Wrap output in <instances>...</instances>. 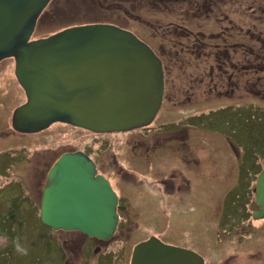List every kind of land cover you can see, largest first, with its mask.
<instances>
[{"label": "rangeland", "instance_id": "rangeland-1", "mask_svg": "<svg viewBox=\"0 0 264 264\" xmlns=\"http://www.w3.org/2000/svg\"><path fill=\"white\" fill-rule=\"evenodd\" d=\"M82 1L85 2V0H53L48 8L40 14L32 38L45 37L68 26L81 25L80 23L87 19L91 20L88 21L90 23L103 21L94 20L96 17L97 19L103 17V19L107 18L108 21L117 22L119 25L131 29L142 40L151 44L155 51L158 50L160 41L149 35L148 28L147 31L144 24L138 20L125 18L118 9L105 10L95 7V5L89 7ZM253 1L255 3H251L254 9L252 13L245 11L247 4L241 3V6L240 3H234L228 15L229 19L204 20L201 21V26L205 27L207 31H220L225 27H230V23H233L236 30H233L232 33H236L237 30L243 32L245 29L252 31L251 28L253 27L264 30V15L261 17L259 9V4L264 6V0ZM100 4L101 7H104L101 1ZM169 20L183 22L184 19L165 18L163 23ZM190 26L196 27V22ZM249 45L257 46L255 43ZM171 52L180 53L173 50ZM180 54L178 58H181ZM186 57L189 58V56ZM13 61V59L5 60L0 66V74H11ZM251 62L253 63L251 64ZM239 64L240 62H236V60L228 62L223 64L225 67L223 70L225 73L231 72L232 68L230 67ZM249 64L258 65L257 61L253 59L249 60ZM173 69L174 72L169 73L170 89L175 88L179 84L180 76L183 77L184 75L181 67H173ZM190 70L189 68L185 75H188ZM254 78L253 75L252 80ZM221 87L224 90L225 84L222 83ZM170 89L168 101L162 105L156 123L164 122L165 119L170 120L174 115L179 117L182 114L184 117L195 116L198 119V122H195L198 127L196 126L193 130L188 126L185 127V134L187 132L188 134L184 140L188 150L185 152L188 156L187 161H189L190 166H195L196 173H191L187 180L190 182V188L185 189L178 203H173L171 199L164 197L161 200L158 197L155 207L152 205L154 198L149 196L147 200H136L140 208L135 211L134 209L127 211L124 215L133 221V224L138 220L136 224L139 228L137 231L139 238L148 237L147 235L155 237L156 235L165 244L196 252L204 258L205 264H264L263 229L250 232L246 238L245 232L237 228L238 231L233 230L229 234L222 233L223 239L218 243L216 241L219 231H223L218 225L221 211L229 208H231L229 211H233L234 196L228 197L226 192L236 182V177L241 172H247L251 200L249 209L254 207L252 188L255 184V173L262 168L264 159V98L262 99L252 93L241 101L237 100V102L234 99L227 98L224 100L219 97L216 102L212 103L198 98L201 101L197 105L198 107L188 108L187 105H183L185 107L179 108L172 106V102L180 99L175 95L177 89L172 90V92ZM22 90L19 86H10V93L6 92L3 101L0 100V106L3 102L5 103L0 108V113L1 111L4 112L3 117L8 118V108L22 100L25 101V94L23 96ZM199 90L201 89L199 88ZM228 103L230 104L227 105ZM170 109L173 112L171 116ZM166 114L168 117H165ZM7 120L5 119L4 123ZM185 120L188 121L186 118ZM60 129L63 131L59 126L54 127L36 139V141L40 140V144H44L47 148L39 150L41 155L39 163L32 159L19 164L14 170L11 161L14 156H20L23 151L5 150L0 152V237H6V242L0 243V264H62V257L66 251L62 241L71 233L78 232L53 230L44 225L39 218V209L37 207L32 208L27 201H23L21 206L11 205V200L17 196H19L16 198L17 203L20 204V200L26 199L27 193L30 194L39 190L40 195H42L45 175L52 162L57 158L58 153L63 149H68V143L77 144V140L74 142L66 141V135L62 138H55V133L61 134L58 131ZM191 135L193 137H189ZM75 136L85 137L82 134H75ZM1 139H4L3 133L0 134V148H3L4 142ZM86 140L87 138L84 141ZM24 143L27 144L25 151L26 156L29 157L32 153V146L26 141ZM114 151L107 150L108 162L113 165L112 155L117 153V156H121L122 159L120 160H122L123 165L129 167L130 162L123 161L127 158L128 153L123 151V148L118 152ZM166 162L167 169L164 172L172 173L178 169H185L183 166L178 168L177 162L171 158H166ZM37 166L40 173L37 172L35 175L38 170ZM16 171L21 176L15 177ZM142 180L143 183L140 185L142 188H146L148 185L145 181L147 180L144 178ZM18 183H21L25 190H20L22 187ZM238 187L240 188L241 185ZM262 222L264 220H252L251 223L257 225ZM253 236L254 238H252ZM17 237H19L21 245L27 248V255H22L16 251L14 241ZM246 240L251 241L245 244ZM67 254L70 257V252L67 251Z\"/></svg>", "mask_w": 264, "mask_h": 264}, {"label": "water", "instance_id": "water-1", "mask_svg": "<svg viewBox=\"0 0 264 264\" xmlns=\"http://www.w3.org/2000/svg\"><path fill=\"white\" fill-rule=\"evenodd\" d=\"M50 0H0V61L14 59L25 101L12 114L20 132L64 122L94 132L148 125L164 94L162 62L129 30L112 24L68 26L32 38ZM254 218H264V164L255 179ZM117 196L83 152H65L49 168L42 188L40 221L53 230L108 239L119 219ZM131 264H205L192 250L156 237L136 244Z\"/></svg>", "mask_w": 264, "mask_h": 264}, {"label": "flooded vegetation", "instance_id": "flooded-vegetation-1", "mask_svg": "<svg viewBox=\"0 0 264 264\" xmlns=\"http://www.w3.org/2000/svg\"><path fill=\"white\" fill-rule=\"evenodd\" d=\"M247 2L248 0H101L104 6L101 8L105 10L118 9L119 13L125 18L135 19V21L138 20V22L144 24L146 30L148 28L150 31L149 35L160 41L159 48L155 51L151 44L142 40L135 32L124 27V25H119L114 21H108L107 18L103 19V17L101 19L103 21L96 22L112 24L131 31L139 39L147 43L162 62L164 72L163 100L154 119L146 126L123 132L98 133L68 123L54 122L39 131L20 132L12 126V114L14 109L22 104L24 100L8 108V118L3 117L4 112L1 111L0 134L3 133L4 139L1 140L4 142V147L0 148V152L5 150L23 151L20 156H14V159L11 161L14 170L19 164L26 163L32 159L36 163H39L41 156L39 150L47 148H45L44 144H40V140L36 141V139L40 138L42 133L59 126L63 131L61 129L58 130L61 134L55 133V138H62L66 135V141L74 142L77 140V144L72 145L68 143V149L61 150L57 158L65 152L80 151L85 153L94 162L97 173L109 181L117 196L119 219L112 236L108 239H99L87 236L80 231L75 234L71 233L62 241L66 250L62 257V264H131V258L136 244L147 240L151 236L147 235L148 237L139 238L137 235L139 228L136 224L138 220L133 224V221L128 219L124 214L127 211L133 209L135 211L137 208H140L136 200H147L149 196L154 198L152 205L155 207L158 202V197L161 200L164 197L165 199H171L173 203H178L185 189L190 188V182L187 180L190 178L191 173L195 174L196 172L195 166L189 165L190 163L187 161L188 156L185 154L188 151L184 143L185 137L188 134V132L185 134V127L188 126L192 130L196 126L198 127V125H195L198 119L195 116L184 117L182 114L179 117L174 115L170 120L165 119L164 122L156 123L158 114L162 110V105L168 101L167 98L170 89L169 73L174 72L173 67H181L184 74L183 77L180 76L179 84L175 88L170 89L171 92L177 89L175 95L178 98L180 97L178 101L172 102V106L174 107L178 106L179 108H183L185 107L183 105H187L188 108L198 107L197 105L201 103L198 98L212 103L216 102L219 97H222L224 100L227 98L234 99L237 102V100L241 101V99H245L248 94L252 93L256 95L254 91L251 93L248 91L246 77L248 71L246 52L249 45L247 41L249 30L245 29L243 32L237 30L236 33L241 35L243 42L232 44L227 40V37L233 30H236L233 23L228 21L231 24L230 27H225L220 31H207L205 27L201 26V21L204 20L229 19L228 15L234 3H240V5L243 3L246 5ZM165 18H183L184 20L183 22L169 20L163 23V19ZM195 22L197 26L191 27L190 25H193ZM171 50L179 51L181 54L178 52L172 53ZM223 52L227 53L229 62L234 60L240 62L239 65L230 67L232 68L231 72H227L225 75L223 73L225 67L218 68V63L225 64L226 62L223 59ZM231 52H234V54L232 55ZM241 53L244 54V58L241 57ZM179 54L181 58H178ZM186 56H189V58ZM9 59L13 58L2 59L0 66H2L5 60ZM191 60H194V62H191ZM189 68L191 69L189 74L185 75V72ZM10 73L0 74V100L2 101L3 97L5 98V93H10V86H19L21 88L14 74V64ZM224 77L226 84L223 90L221 83L218 84V82L223 80ZM200 91L202 92L200 93ZM22 94L24 96L23 90ZM4 104L3 102L0 108ZM167 114L165 117H168ZM171 114H173L172 111L170 112V116ZM5 119H8L6 123H4ZM75 134H82L85 137H76ZM182 136L184 138H181ZM189 137H193V135ZM85 138H87L86 141H84ZM24 141L30 143L29 145L32 146V153L29 157L26 156L25 148H27V144ZM197 146L198 144L195 146L194 152ZM122 148L123 151L128 153L127 158L123 159V161L130 162L129 167L123 165L122 160H120L122 158L121 156H117V153H113L112 155L114 159L113 165L108 162L107 150H115L114 152H118ZM36 154L39 155L37 156ZM91 154H94V156ZM166 158H171L176 161L178 168L183 166L185 169H178L172 173L164 172L167 169ZM255 163L257 165V162ZM260 163L258 164V168ZM263 164L264 159L262 167ZM261 169L255 173V179ZM37 172L40 173L39 167L35 175H37ZM246 174L247 172H241L236 177V182L226 192L228 197L231 195L234 196V200L232 201L233 211H229L231 208L221 211L218 225L223 231L220 229L221 231L217 234V243L223 239L222 233L229 234L233 230L238 231L237 228L245 232L246 238L250 232H257L260 229L264 231V222L257 225L251 223L252 220H264V218L257 219L252 215L253 211L258 208L254 197L252 200L254 207L249 209V203L251 201L250 188ZM19 175V172H17L15 177ZM143 178L147 180L145 181L147 182L146 185H148L146 188H142L140 185L143 183ZM18 185L22 187L20 190H25L21 183H18ZM239 185H241L240 188L238 187ZM252 190L254 194V187ZM16 198L11 200L12 206H21L23 205L21 204L23 201H27L32 208L37 207L39 209L38 207L41 201L39 190L31 192L30 194L27 193L26 199L20 200V204L17 203ZM146 204L150 205L148 203ZM155 237L163 242L156 235ZM250 241L246 240L245 244ZM66 244L68 245L67 248ZM67 251L70 252V257Z\"/></svg>", "mask_w": 264, "mask_h": 264}, {"label": "trees", "instance_id": "trees-1", "mask_svg": "<svg viewBox=\"0 0 264 264\" xmlns=\"http://www.w3.org/2000/svg\"><path fill=\"white\" fill-rule=\"evenodd\" d=\"M53 0H50V2L48 3V5L45 7V9L48 8L49 4L52 2ZM101 0H85L82 1L85 3V5H88L89 7H92L95 5V7H99L101 8V4H100ZM251 3H255L253 0H250L247 2L246 5V10L245 11H249L250 13L253 12V8H252V4ZM98 4V6H97ZM242 5V4H241ZM259 9L261 12V17L262 15H264V6L262 4H259ZM98 8V9H99ZM45 9L43 10V12L45 11ZM42 12V13H43ZM40 17V16H39ZM102 17H97L94 18V20H101ZM88 21H91L90 19L84 20L82 23H90ZM97 22V21H94ZM252 31H249L248 33V44H256L257 46L254 45H248L247 47V52H246V64L248 67V71L246 74L247 77V84H248V91L251 92H255L256 95L264 98V30H261L259 27L256 28H251ZM227 40L230 41V43L234 44V43H240L243 42V39L241 38V35L239 33H230L227 37ZM251 42V43H250ZM244 53V52H243ZM241 53V57L244 58V54ZM223 59L225 62V64H227L229 62L228 60V55L227 53H224ZM231 54L233 55L234 52H231ZM253 59L254 61H257V64H255V66L251 65L253 62H251V64H249V60ZM244 60V59H243ZM224 63H218V68L223 67ZM256 71V72H255ZM225 75V72H223ZM255 76V78L252 80V76ZM224 80V81H223ZM220 81V83H224L225 82V77L224 79Z\"/></svg>", "mask_w": 264, "mask_h": 264}, {"label": "clouds", "instance_id": "clouds-1", "mask_svg": "<svg viewBox=\"0 0 264 264\" xmlns=\"http://www.w3.org/2000/svg\"><path fill=\"white\" fill-rule=\"evenodd\" d=\"M4 242H6V237H0V243H4ZM14 245H15V249L18 253H20L22 255L28 254L27 248H25L21 245L19 237H17L16 240L14 241Z\"/></svg>", "mask_w": 264, "mask_h": 264}]
</instances>
